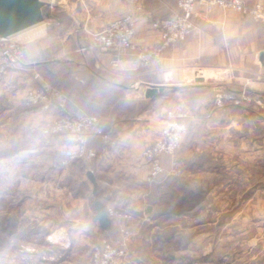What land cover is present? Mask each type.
Masks as SVG:
<instances>
[{
    "label": "crops",
    "instance_id": "0c3cea01",
    "mask_svg": "<svg viewBox=\"0 0 264 264\" xmlns=\"http://www.w3.org/2000/svg\"><path fill=\"white\" fill-rule=\"evenodd\" d=\"M246 1L251 3L253 0ZM137 6H141L142 11L136 21L134 42L138 46H157L159 31L152 28L151 23L177 11L175 0H62L56 10L60 23L67 24L66 42L57 54L75 57L87 74L82 86L85 90L82 88L77 97H69L77 106L75 109L85 112L80 108L83 102L96 107L115 105L114 94L109 93V85L101 80L102 76L115 80L111 82L114 85L110 84L113 91L118 86L134 91L132 97L125 94L121 98L124 103L136 101L141 105L140 111L133 115L111 112L110 107L103 111L99 127L116 139V146L103 148L101 140L92 137L89 144L97 152L95 159L77 160L66 170L55 169L52 163L57 160L64 138H44L40 133L41 123L53 117V113L36 108L19 109L0 92V112H7L6 118L0 119V157L12 158L16 171H41L43 198L48 200L49 208L57 201L65 216L67 209L74 211L75 217L66 219L67 225H60L59 229L68 227L83 242H88L96 230L106 232L92 221L95 201L101 202L105 209L130 212L134 218L127 225L136 230L140 220L151 219L153 215L155 219L186 218L196 210L202 214L210 213L212 209L217 213L231 214L233 211L234 215L243 210L253 211L257 207L258 190L264 188L263 179L248 180V169L254 164L259 170L264 168V111L256 106L226 104L223 108L214 107L203 116L206 108L211 106L218 86L238 89L248 82L252 91L264 94V24L245 14L214 8L206 20L192 19L194 25L184 40L164 48L159 58L136 71L130 68L133 53L125 56L112 72L108 68L107 53L78 51L88 42L91 33L132 12ZM40 31L36 28L30 37ZM42 54H46L43 47L26 43L27 61H34ZM42 67L35 65L45 81ZM200 68L204 69V76L198 73ZM210 69L211 76L207 73ZM195 76H202L204 81L196 83ZM17 82L21 89L35 86L27 74H21ZM181 85L187 86L182 89ZM148 87H161L163 91L146 98L144 91ZM186 90H203L205 94L189 108L183 94ZM164 100L175 102L176 107H185L189 115L198 112L199 118H191L193 121L177 155L182 175H161L148 184L142 151L160 134L164 113L158 106ZM245 120L254 121L258 127L254 133L233 128L234 123L243 124ZM163 161L167 168V158ZM16 171L12 176L19 179L21 175ZM88 173L96 184L94 193ZM230 194L234 196L229 197ZM230 200L235 203L228 208ZM214 201L218 206H212ZM110 221L112 233H107L116 238L115 229L122 221ZM158 229L160 234L164 233V226ZM178 232L179 229H174V236Z\"/></svg>",
    "mask_w": 264,
    "mask_h": 264
},
{
    "label": "rangeland",
    "instance_id": "374dc122",
    "mask_svg": "<svg viewBox=\"0 0 264 264\" xmlns=\"http://www.w3.org/2000/svg\"><path fill=\"white\" fill-rule=\"evenodd\" d=\"M253 2L254 0L251 3ZM66 27L67 24L60 23L58 18L51 21L46 17L45 22L38 27L41 30L38 34L27 39H12L25 44L33 42L37 47L45 49L46 54L34 58V61L52 60L46 66L41 63L42 76L45 81L61 89L70 100V96L77 97V93L78 95L81 93L87 74L81 65H78L75 57H63L57 54V50L66 42ZM114 71L116 70H112ZM209 72L208 70L207 73ZM101 80L109 85L108 91L114 94L115 105L96 107L83 102L81 109L97 116L103 115V111L108 107L111 108V112L126 115L140 111V103L136 101L130 104L124 103L121 99L125 94L132 97L134 95L132 89L117 84L115 86L118 88L113 91L110 84L115 82L114 79L102 76ZM186 86L181 85L182 89ZM191 92L194 91L186 90L183 94L188 98ZM260 94L264 96L263 93ZM249 106L253 105L246 107ZM158 108L164 113L162 127L170 111L174 114L184 113L193 118L185 111V107H176L175 102L164 100L159 103ZM180 109L183 111H175ZM233 128L249 134L254 133L258 127L255 126L254 121L245 120L243 124L234 123ZM185 137L186 132L182 144ZM182 144L175 153L176 160ZM164 158H168L167 168L163 163ZM12 160L7 155L0 157V264H91V247L105 234L102 235L103 233L96 230L88 242H83L78 238L79 235L72 233L68 227L59 229L60 225H67V220L75 217L74 211L67 209L65 216L64 210L58 208L57 201L52 203L54 207L49 208L48 200L43 198L41 171L27 169L16 171L17 168ZM161 161L165 170L169 169L171 157L163 155ZM176 163L181 168L179 161ZM253 166L251 170L248 169V180L252 182L257 179L264 180V161L261 170L257 169L255 164ZM55 169L59 170V168ZM15 171L20 173L19 179L12 176ZM263 192L264 188L258 190L257 207L253 211L243 210L234 215L233 211L231 214L217 213L212 209L210 213L202 214L200 210H196L186 218L155 219L156 216L153 215L151 219L146 217L145 221L140 220L138 229L134 230V236L128 244L125 264H264ZM31 194H35L34 198ZM233 196L234 194L229 195V197ZM234 203L233 200L228 201V208ZM212 206H218V203L214 201ZM133 218L134 216L131 220ZM162 226L164 233L160 234L158 228ZM174 229H179L176 236ZM48 235L54 243L46 240Z\"/></svg>",
    "mask_w": 264,
    "mask_h": 264
},
{
    "label": "built area",
    "instance_id": "2783aa9c",
    "mask_svg": "<svg viewBox=\"0 0 264 264\" xmlns=\"http://www.w3.org/2000/svg\"><path fill=\"white\" fill-rule=\"evenodd\" d=\"M44 21L53 15L62 0H41ZM178 14L151 23L152 28L159 31V44L154 47L138 46L134 42L136 21L141 6L120 16L93 33L87 44L78 49L80 52H103L109 55L108 68L116 70L121 60L134 54L130 68L134 71L148 67L154 59L161 56L162 50L169 45L184 40L193 27L192 19L206 20L212 9L247 14L253 20L264 22V0H175ZM42 23V24H43ZM26 44L17 42L12 37H0V92L19 109H39L52 112L53 117L45 119L40 127L44 138L63 136L64 143L58 150V157L52 166L66 170L77 160L91 161L96 158V150L89 144L92 137L101 140L103 148L117 145L116 139L98 126L99 116L90 115L68 106L67 96L56 86L44 81L35 69L37 62L25 58ZM21 74H27L35 82V86L21 89L17 82ZM226 104L233 106L253 105L264 111V96L252 91L248 82L233 90L216 87L213 95V106L223 108ZM7 116L0 112V119ZM184 118L187 114L168 112L159 136L142 151L147 166L145 181L150 184L161 175L177 177L181 168L176 163L175 153L179 150L186 132ZM171 157L169 169L165 170L161 157ZM264 193V192H263ZM264 208V194H263ZM106 214L111 220H120L119 241L100 239L91 247V264H125L127 248L134 236V230L127 225L132 214L107 208ZM46 240L54 243L48 235Z\"/></svg>",
    "mask_w": 264,
    "mask_h": 264
},
{
    "label": "water",
    "instance_id": "95a60500",
    "mask_svg": "<svg viewBox=\"0 0 264 264\" xmlns=\"http://www.w3.org/2000/svg\"><path fill=\"white\" fill-rule=\"evenodd\" d=\"M43 3L41 0H0V37H11L12 35L42 24L44 21L42 13ZM196 83H202V76H195ZM163 91L161 87H148L144 91L146 98L154 97ZM90 182L93 185V193L96 190V184L93 176L87 174ZM95 215L92 221L97 223L102 229H107L110 226V218L106 214L104 205L99 202H94ZM148 210L150 207L147 208Z\"/></svg>",
    "mask_w": 264,
    "mask_h": 264
},
{
    "label": "trees",
    "instance_id": "16d2710c",
    "mask_svg": "<svg viewBox=\"0 0 264 264\" xmlns=\"http://www.w3.org/2000/svg\"><path fill=\"white\" fill-rule=\"evenodd\" d=\"M175 3H176V1H175ZM56 12L57 11H55L54 12V14L53 15H50V16H48V18L51 20V21H55V20H57V15H56ZM179 13V9L177 8V11H175L174 13H172L169 17H171L172 15H174V14H178ZM168 17V18H169ZM165 19H167V18H165ZM161 20H163V19H161ZM193 22V21H192ZM257 22H260V21H257ZM263 24H264V22H262ZM194 25V24H193ZM51 62V60H48V59H43L42 61H40V62H38L37 64H40L41 65V63L42 64H48V63H50ZM61 90V89H60ZM233 90H236V89H233ZM63 92V91H62ZM204 94H205V92L203 91V90H198V91H195L194 90V92H191L189 95V97L187 98V102H188V104H187V106L190 108L193 104H196L197 102H199L200 100H202V98H203V96H204ZM214 95V94H213ZM67 100H68V98H67ZM71 103L72 102H70V100H68V106L70 107V108H73V109H75V108H77V106H72L71 105ZM73 104V103H72ZM214 108V106H213V102H211V106L209 105L208 106V108H206V110H205V112H204V114H203V116H205L208 112L207 111H210V110H212ZM190 112H191V110H190ZM85 113H87V114H90V115H92L91 113H89V112H86L85 111ZM191 114H193V113H191ZM191 116H193L194 117V120L196 119V117L197 118H199V116H198V112H195L193 115H191ZM103 117V115H99V119H98V126L100 125V122H101V118ZM183 121L186 123V130H188V128H189V126H190V124L192 123V119L191 118H184L183 119ZM105 131V130H104ZM187 132V131H186ZM176 157H177V155H176ZM168 159V158H167ZM168 162V161H167ZM165 165V164H164ZM100 229H101V227H100ZM101 230H106V232H101V233H103L102 235H104V237H102V238H105V239H107V240H109V241H113V242H115V241H118L119 240V232H118V228H116L115 229V233L117 234V237L116 238H113L110 234L112 233H110V231L112 230V227H111V223H110V226L107 228V229H101ZM110 233V234H108V233ZM101 238H98V240H100ZM97 240V241H98Z\"/></svg>",
    "mask_w": 264,
    "mask_h": 264
},
{
    "label": "bare ground",
    "instance_id": "6f19581e",
    "mask_svg": "<svg viewBox=\"0 0 264 264\" xmlns=\"http://www.w3.org/2000/svg\"><path fill=\"white\" fill-rule=\"evenodd\" d=\"M41 25H42V24L35 25L34 27H30V28H28V29H25V30H23V31H20V32H18V33H16V34L12 35L11 37H12V38H16V39H27V38L30 37V35L34 34L36 28H38V27L41 26ZM203 70H204V69H202V68H200V69L198 70V73H199L200 75H202V76H204L203 73H202ZM211 70H212V69L209 70V71H210V72H209V76L213 75V72H212ZM213 70H214V69H213Z\"/></svg>",
    "mask_w": 264,
    "mask_h": 264
}]
</instances>
